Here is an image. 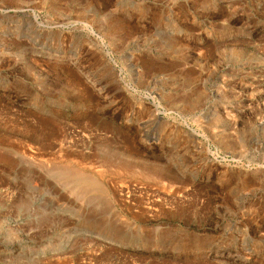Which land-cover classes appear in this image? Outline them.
Here are the masks:
<instances>
[{
  "label": "rangeland",
  "instance_id": "rangeland-1",
  "mask_svg": "<svg viewBox=\"0 0 264 264\" xmlns=\"http://www.w3.org/2000/svg\"><path fill=\"white\" fill-rule=\"evenodd\" d=\"M0 264H264V0H0Z\"/></svg>",
  "mask_w": 264,
  "mask_h": 264
},
{
  "label": "bare ground",
  "instance_id": "bare-ground-1",
  "mask_svg": "<svg viewBox=\"0 0 264 264\" xmlns=\"http://www.w3.org/2000/svg\"><path fill=\"white\" fill-rule=\"evenodd\" d=\"M160 168V167H159ZM165 169V168H164ZM162 170V169H161ZM168 171V170H167ZM140 174V173H139ZM141 175H143V174H141ZM140 175V176H141ZM145 175V174H144ZM142 177V176H141ZM144 177H146V178H149L150 180H152V181H155L156 179L154 178V177H152L151 175H145ZM78 178V177H77ZM86 178V177H85ZM84 178V179H85ZM140 178V177H139ZM145 178V179H146ZM84 179H82V176L80 177V178H78L77 180L79 181V182H82V183H85V181H84ZM158 181V180H157ZM91 189L93 190V192H95V193H98V192H100V189H98V185L97 184H95V183H92L91 184ZM76 195V194H75Z\"/></svg>",
  "mask_w": 264,
  "mask_h": 264
}]
</instances>
